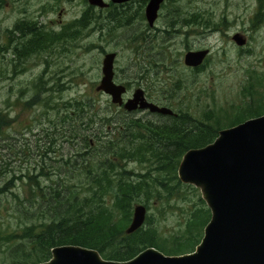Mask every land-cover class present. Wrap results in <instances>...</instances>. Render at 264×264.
<instances>
[{"label": "rangeland", "instance_id": "374dc122", "mask_svg": "<svg viewBox=\"0 0 264 264\" xmlns=\"http://www.w3.org/2000/svg\"><path fill=\"white\" fill-rule=\"evenodd\" d=\"M170 2L163 7V14L196 11L200 17L209 18L210 24L219 23L224 19L225 28L221 27V31L209 32L204 28H197L193 32V37L187 38L190 47L210 48L209 61L197 77H193L182 68L180 59L184 51L181 36L174 37L171 41L167 40L164 44L163 40L159 39L154 45L146 43L141 47L138 43L142 42L129 43L131 40H124L113 32L107 34L106 30L100 37L92 17L96 9L90 12L91 17L86 30L72 39L69 47L59 51V54L55 51L50 56L49 70L55 77L63 79H33L35 76L46 75L42 73L46 67L41 60L35 65L30 61L27 68L23 67L24 72L21 75L13 77L11 65L6 63L10 55L3 51L5 28L11 27L25 12L35 17L36 22L41 24L49 20L60 21L61 24L69 23L78 19L88 5L85 0H0V111L2 110L9 119L7 127H3V136L0 134V171L4 172L0 176V190L12 179L11 185L0 194V234L20 228L19 220L22 217L18 216L17 211L30 205L25 201L19 204L14 198L16 196L18 200H24L28 196L27 183L22 180L23 175L33 172L38 175L39 165L49 164L48 159L38 155L42 149L38 146L40 142L37 138L47 135V132L39 133L37 129L41 120L50 119L55 132L63 136L65 127L58 122L62 121L65 112L73 109L66 106V103L70 105L73 101L86 103L88 115L92 113L94 118L115 114L108 97L94 89L100 78V61L104 53L113 52L116 55L113 64L114 79L129 86L125 97H129L137 83L146 91L150 100H155L158 90L162 92L166 86L171 87L173 81L181 80L183 89L174 95L173 100L169 99L170 104L176 107L178 106L176 102L182 101L188 105L189 114L195 118L199 115L201 119L202 113L206 110H215V113L220 115L219 123L224 124L227 122L224 119L225 115L233 114L237 108L246 106L250 101L249 91L252 94V101L264 95V2L263 5L256 0H170ZM42 5L44 8L50 7L43 14L38 12ZM259 11L263 14L262 23L257 29H251L253 16ZM161 24L162 21L159 19L156 26L160 27ZM58 26V23L55 24L56 30ZM203 31L207 35H202ZM235 32L245 34L246 43L242 47H236L230 39ZM163 46L164 60L162 51L158 50ZM161 61L163 68L154 72L153 64L157 66ZM42 82L43 86H49V89L41 93L40 100L34 103L33 99L38 95V87ZM45 97L48 104L52 105L50 116H47L41 103ZM29 102L31 105L27 106ZM123 121L126 120L117 114L118 124L114 132L105 130L98 121L97 123L92 121L89 126L78 124L75 132L77 135H92L93 150L95 147L106 150L107 147L99 144L97 140L106 141L111 136L113 140H124L121 137ZM82 122L85 123L84 120ZM141 124L143 123L139 125ZM103 133H108V137L98 139L97 135ZM68 136L70 138V129ZM55 139V152L49 153V156L56 163L52 164L51 173L43 170L47 176L37 178L39 186L47 188L58 183L61 189L58 191L59 194L67 196L72 192L83 195L86 193L85 187L80 189V186L88 179L84 169L90 168V158L89 162L86 160L87 167L86 163L80 164V155L84 149L81 144L84 143L78 138L72 141L70 138L67 141L68 147H62L64 143L57 142L59 137ZM59 141L63 142L64 139L61 138ZM63 156L67 157L66 160ZM58 160H65L66 165L60 166ZM92 160L95 161V157H92ZM127 167L134 172L139 170L134 164ZM19 177L21 180H17ZM64 188L68 190H63ZM191 188L180 187L178 192H174L170 197L163 196V193L158 196L154 193L148 194L150 199L146 202L145 219L141 229H153L158 237L157 241L163 247H168L172 238L183 234L185 222L195 208L193 205L196 204V199L193 197L198 194L195 188L196 192L191 194ZM41 192L51 194L47 193L46 189ZM39 194L40 192L37 193ZM145 195L139 193L138 198L130 203L131 209L134 204H144ZM101 200L103 206L113 211L110 196H104ZM112 213L117 215L118 212Z\"/></svg>", "mask_w": 264, "mask_h": 264}, {"label": "flooded vegetation", "instance_id": "af4514ba", "mask_svg": "<svg viewBox=\"0 0 264 264\" xmlns=\"http://www.w3.org/2000/svg\"><path fill=\"white\" fill-rule=\"evenodd\" d=\"M149 1L150 0H101L102 6H93L89 5L85 0L88 7L84 9L80 17L78 19L70 21L69 23L62 24L60 23V21L50 20L46 23L41 24L36 22L35 17L30 16L25 12L23 16L17 18V21L14 22L11 27H7L4 29L3 51L4 53L10 55L9 59H6L7 57L5 59L6 63H10L12 67V76L15 77L17 75H21L24 72L23 67L27 68V65L30 61H32L35 65L41 60V62L46 67V69L42 70V73L46 75L43 77L35 76L33 79H63L55 77L49 70L48 66L51 64L50 56L55 51L57 54H59V51H62V49L69 47L70 42L72 41L73 33L75 34V37H77L80 33H83L86 30L88 20L83 16V14L86 10H88L90 14V12H93V9H96L95 14L92 13V17L96 22L95 29L100 37L103 36L104 30H106L108 31L107 34L113 32L116 35L119 34V36L124 40H131L129 43L142 42L141 44L138 43V46L141 47L146 43L154 45V43H156V41L159 39L163 40L164 44L167 40L171 41L174 37L181 36L183 38L181 44L183 45L184 51L180 59L182 68L192 74L193 77H197V75H199L204 69L205 64L209 61L208 58L210 54V48L190 47L188 45L187 38L193 37V32L197 28H204L206 30H209V32L221 31V27L225 28L224 19L219 23L210 24L209 18L206 19L204 17H200V14L196 11L185 13L165 12L163 14V7L166 5V3L171 2L170 0H162L157 6L153 21L149 23L146 19V8ZM256 1L263 5L264 0ZM49 8L50 7L44 8V6L42 5L38 12H41V14H43ZM159 19L162 21V24L160 27H157L156 23ZM262 19V12H257L255 16H253V23L250 28L257 29L262 23ZM72 22H74L73 29H71ZM57 23L59 26L56 30L55 24ZM98 23L99 25L97 26ZM79 26L83 27L80 30V33ZM202 35H207V33L203 31ZM234 37H237L238 41H242V45H237L233 40ZM244 37L245 34H243L242 32H235L232 34L230 39L236 47H242L246 43ZM30 48L35 49L30 52ZM164 48L165 47L163 46V48H158V50L162 51L164 50ZM202 50H205L207 53L199 65H184L183 60L185 54ZM240 52L242 51L240 50ZM111 53L114 54L112 62V83L114 85H120L124 88V93L121 95V104H112L110 102V98L107 95H105L101 91L96 90L101 78L100 72L99 81L94 89L97 93H101L108 97L109 103L112 106V108H110L115 110V114L107 117L104 116L102 118H94L92 116V113L91 115H88V109H86L84 112H82L80 118L83 119L86 124H88L89 122L91 123V120L94 122L98 121L99 125L104 127L105 130L114 132L116 124H118L117 114H119V116H121L123 120H126L123 121L122 125L124 127L121 130V137L124 140H113L112 136L106 141L96 139L99 144L104 145V147H107V149L102 150L96 149L95 147V150H93L92 146H94V143L91 139L92 135H86L85 138L87 139L88 145L86 146L85 144H81V147H84L82 154L80 155L81 165L83 163H86L87 167L88 164L86 160L90 158V168L84 170L86 172L88 170H93L96 172H98L99 170H103L104 174L100 173L101 179L103 180L105 177H108L110 185L113 186L112 192H116L119 189L118 187L124 186L122 188H128V190L132 189V193L137 195L139 193L146 195L152 193H163V146H167L168 144V140L163 135V132L168 131L169 126L173 122L177 123L178 121H180L181 123V128L175 126V130H179L180 132H182V128L190 130V128L195 127L196 124L198 125V122L200 120L199 115L196 118L192 117L187 110L188 105L184 104L182 101H177L176 103L178 104V106L176 107H173L170 104L169 99L173 100L175 98L174 95L181 92V90L183 89L184 85L181 80L173 81L171 87L166 86L165 88H163L162 92L161 90H158L155 100H150L147 93H145L146 91H144L143 88L141 89L137 83L135 84V88L131 90L129 97H125L130 88L127 84L120 83L116 79H114L115 74L113 70V64L116 55L113 52ZM105 54L107 53H104L102 55V58ZM161 55H163L164 60L163 51ZM173 62L175 63L176 60H174ZM162 68V61L157 66L153 64L154 72H157L158 69ZM41 84L42 85L40 87L37 86L38 91L41 90V92H37L38 95H36L33 99L34 103L40 100L39 96L41 93H44L48 91L47 89H49V86H43V82ZM136 91H140L141 98L146 104H152L158 108L167 109L170 111V114L167 115L150 112L147 108H138V106L130 110H125L122 107L123 104L127 100H131ZM41 103L46 108L44 110L47 116H50L49 114L50 112H52V105L48 104L47 97H45ZM83 104L86 105V103ZM65 115L66 112L63 114L62 121L58 122L59 124L62 123L65 127L63 136H61L59 132H55L52 121L50 119H47V121L46 119H43L41 120L42 122L37 125L39 133L47 132V135L44 134L37 138L38 142H40V145L38 146L40 149H42L38 155H40V157H42L43 159H49V164L47 166L45 164H42L41 166L39 165L38 176L43 173V170L47 171V173H51L53 170L52 164H55L56 162L51 160L52 157L49 156V153L55 152V137H59L57 141L58 143H64L62 147H68L67 141H69L70 139L68 136L70 122L66 118H64ZM68 115H71V113L69 112ZM156 117L159 118L157 119ZM5 119H8V117H5ZM140 123L143 124L139 125ZM128 135L131 140H127ZM104 137H108V133L97 135L98 139ZM61 138L64 139L63 142L59 141L61 140ZM116 145L132 147L133 149H135V153H137L138 155L122 158L104 155V152L108 153L107 151L111 147ZM92 157H95V161L92 160ZM63 158L66 160L67 157L63 156ZM65 160H58L57 163L60 166H65ZM130 164L136 165L139 169L138 172H134L133 170H131V168H128L127 166H129ZM127 169H129L130 171ZM115 188L116 190H114ZM103 190L106 191V196H110L111 191L108 190V188H104ZM104 195L102 196V198H104ZM135 205H140L144 208V210L146 209L145 204H134L132 205L131 214Z\"/></svg>", "mask_w": 264, "mask_h": 264}, {"label": "trees", "instance_id": "16d2710c", "mask_svg": "<svg viewBox=\"0 0 264 264\" xmlns=\"http://www.w3.org/2000/svg\"><path fill=\"white\" fill-rule=\"evenodd\" d=\"M83 16L89 20L88 10L84 12ZM73 28L74 22L71 26V29ZM82 28L79 26V33ZM74 38L75 34L73 33L72 39ZM34 49L30 48L29 50L31 52ZM38 92L40 93L41 90ZM249 92L250 101L246 103V106L237 108L233 114L225 115L224 119L227 122L224 124L219 123L220 115L215 113V110H206L202 113L198 125L196 124L190 130L184 128H182V132L175 130V126H181L180 121H178L177 123L173 122L169 126V130L163 132L168 140L167 146H163V196L170 197L174 192H178L180 187L191 188L188 187L189 185L179 183L176 178V167L185 151L200 148L210 143L216 137L217 131L221 129L232 127L244 120L264 114V95L252 101V94ZM26 105L30 106L31 103ZM66 106L73 107L69 111L71 115L66 112L64 116L70 122L71 141L78 138L87 146L86 134L77 135L75 130L78 124L86 126L92 124V120L91 123L86 124L80 118L82 112L88 108L80 101H73L71 105L66 103ZM43 108L46 109L44 106ZM4 117L6 114L2 113L1 110L0 134L2 133V136L3 127H7L9 123V119H4ZM127 140H131L129 135ZM107 152L105 155L118 158L138 155L135 153V149L124 145L113 146ZM87 161L89 162L88 159ZM101 171L103 170L95 173L91 170L87 171L88 179L80 186V189L85 187L86 193L78 195L69 192L67 196L58 193L61 190L58 183L47 188L39 186L37 178L47 176L46 174L42 173L38 176L33 172V174L26 173L23 175L22 180L27 183L28 196L24 200H18L16 196L14 198L19 204L25 201L30 205L28 208L21 207L20 211H17L18 216L22 217L19 220L20 228L0 234V264H37L44 262L49 258V250L61 245H76L93 249L102 259L111 261L129 260L138 252L149 247L170 256L189 253L193 250L199 242L202 228L209 218V212L197 193L193 197L196 199L197 205H193L195 208L185 222L183 234L172 238L168 247H163L157 241L158 237L153 229L138 228L129 235L124 234L131 214L130 203L138 198V195L133 194L132 189L122 188L124 186L118 187L116 192H112L113 186L110 185L108 177L101 179L100 173L104 174V171ZM2 174L4 172L0 171V176ZM17 180H21L20 177ZM11 182L12 179L5 183L0 194L11 185ZM104 188L111 191L112 209L118 212L117 215L112 213L113 211L109 210L108 207L103 206L101 198L106 193ZM44 189L51 194L41 192ZM64 189L68 190L67 188ZM38 192H40L39 195H37ZM190 192L193 194L196 190L191 188ZM144 198L146 205L150 197L145 195Z\"/></svg>", "mask_w": 264, "mask_h": 264}, {"label": "water", "instance_id": "95a60500", "mask_svg": "<svg viewBox=\"0 0 264 264\" xmlns=\"http://www.w3.org/2000/svg\"><path fill=\"white\" fill-rule=\"evenodd\" d=\"M86 1L102 6L101 0ZM161 1H149V23ZM233 40L242 45L237 37ZM206 53H187L183 63L199 65ZM113 58L112 53L103 56L96 90L107 95L112 104L120 105L124 88L112 83ZM136 106L170 114L167 109L146 104L140 91L122 107L130 110ZM176 178L198 191L209 212L201 238L191 252L170 256L149 247L129 260L111 261L102 259L93 249L61 245L51 248L49 258L37 264H264V114L221 129L210 143L185 151L176 167ZM144 216V208L135 205L124 234L140 228Z\"/></svg>", "mask_w": 264, "mask_h": 264}, {"label": "bare ground", "instance_id": "6f19581e", "mask_svg": "<svg viewBox=\"0 0 264 264\" xmlns=\"http://www.w3.org/2000/svg\"><path fill=\"white\" fill-rule=\"evenodd\" d=\"M142 225H143V223H142Z\"/></svg>", "mask_w": 264, "mask_h": 264}]
</instances>
